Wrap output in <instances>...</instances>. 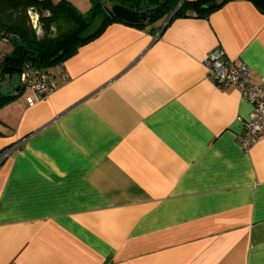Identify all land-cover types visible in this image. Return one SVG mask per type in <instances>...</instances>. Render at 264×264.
<instances>
[{
    "label": "crops",
    "instance_id": "crops-1",
    "mask_svg": "<svg viewBox=\"0 0 264 264\" xmlns=\"http://www.w3.org/2000/svg\"><path fill=\"white\" fill-rule=\"evenodd\" d=\"M215 48L264 78V13L109 23L33 105L0 79V264H264V138L238 143L252 105L208 75Z\"/></svg>",
    "mask_w": 264,
    "mask_h": 264
},
{
    "label": "trees",
    "instance_id": "trees-1",
    "mask_svg": "<svg viewBox=\"0 0 264 264\" xmlns=\"http://www.w3.org/2000/svg\"><path fill=\"white\" fill-rule=\"evenodd\" d=\"M89 0L86 12L69 0H0V37L11 44V51L0 58V79L19 73L28 65L49 68L73 55L84 43L97 37L112 22L145 28L164 15L172 17L205 14L228 0ZM264 13V0H249ZM122 5L135 12H148L144 21L128 23L116 17L111 6ZM210 5V8H205ZM37 10L41 35L33 27L28 11ZM193 10V11H190ZM101 16V17H100ZM100 17L98 27L90 30ZM20 86V84H19ZM20 87H18L19 89ZM13 96L0 97V105Z\"/></svg>",
    "mask_w": 264,
    "mask_h": 264
},
{
    "label": "built area",
    "instance_id": "built-area-1",
    "mask_svg": "<svg viewBox=\"0 0 264 264\" xmlns=\"http://www.w3.org/2000/svg\"><path fill=\"white\" fill-rule=\"evenodd\" d=\"M28 14L33 27L40 29L38 16L35 15L36 20L34 21L32 18L34 14L30 10ZM2 40L6 41L5 38H2ZM204 66L208 75L219 88L235 86L240 96L251 103L252 109L248 120L244 124V130L237 136L240 146L245 151H248L257 140L264 138V78L252 81L248 75V66L243 62L226 57L224 50L221 48H215L209 53L204 60ZM53 68L54 70L28 65L20 72L19 89H28L30 91L26 97L28 105H33L56 90L55 73L64 82L68 80L59 63L54 64ZM10 151L11 147L0 151V167Z\"/></svg>",
    "mask_w": 264,
    "mask_h": 264
},
{
    "label": "rangeland",
    "instance_id": "rangeland-1",
    "mask_svg": "<svg viewBox=\"0 0 264 264\" xmlns=\"http://www.w3.org/2000/svg\"><path fill=\"white\" fill-rule=\"evenodd\" d=\"M74 2L73 5L81 12H86L89 7H90V2L89 0H73ZM112 9V6L110 7ZM31 11L32 14V18L33 20L35 21L36 18H35V15L38 16V20H39V14L37 12V10H35L34 8H30L29 9ZM101 17V16H100ZM100 17H98L96 20H94V22L92 23L91 27H90V30H94L98 27L99 23H100ZM38 24H39V21H38ZM37 31V34L41 35V30L40 29H36ZM4 44V43H3ZM5 48H6V51H9V49H11V44L10 43H5L4 44ZM20 80V75L19 73H12L10 76H8L7 78L4 79V87L5 88V91L3 92L4 94L8 93L9 91V82L11 81V84H15V82H19Z\"/></svg>",
    "mask_w": 264,
    "mask_h": 264
},
{
    "label": "water",
    "instance_id": "water-1",
    "mask_svg": "<svg viewBox=\"0 0 264 264\" xmlns=\"http://www.w3.org/2000/svg\"><path fill=\"white\" fill-rule=\"evenodd\" d=\"M205 8H210V5H205ZM111 11L116 17L128 23L144 21L148 15V12H135L122 5H113Z\"/></svg>",
    "mask_w": 264,
    "mask_h": 264
}]
</instances>
